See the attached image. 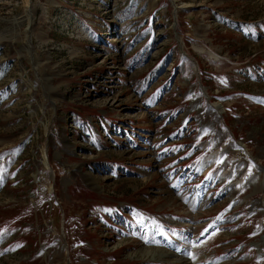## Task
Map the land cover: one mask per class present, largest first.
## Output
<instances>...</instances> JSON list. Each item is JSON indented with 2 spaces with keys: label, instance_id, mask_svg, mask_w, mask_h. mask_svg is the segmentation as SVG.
I'll return each instance as SVG.
<instances>
[{
  "label": "rangeland",
  "instance_id": "1",
  "mask_svg": "<svg viewBox=\"0 0 264 264\" xmlns=\"http://www.w3.org/2000/svg\"><path fill=\"white\" fill-rule=\"evenodd\" d=\"M0 236V264H264V0H0Z\"/></svg>",
  "mask_w": 264,
  "mask_h": 264
},
{
  "label": "bare ground",
  "instance_id": "2",
  "mask_svg": "<svg viewBox=\"0 0 264 264\" xmlns=\"http://www.w3.org/2000/svg\"><path fill=\"white\" fill-rule=\"evenodd\" d=\"M213 109L215 110V112L217 111L219 114L222 113V111H223V110H221V107H219L218 105H213ZM220 115L222 116L223 114H220Z\"/></svg>",
  "mask_w": 264,
  "mask_h": 264
}]
</instances>
